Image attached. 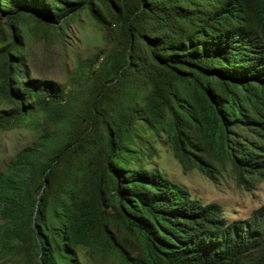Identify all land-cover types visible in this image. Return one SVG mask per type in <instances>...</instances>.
Masks as SVG:
<instances>
[{"label": "trees", "instance_id": "obj_1", "mask_svg": "<svg viewBox=\"0 0 264 264\" xmlns=\"http://www.w3.org/2000/svg\"><path fill=\"white\" fill-rule=\"evenodd\" d=\"M85 12L106 48L69 88L31 75L27 36ZM33 139L0 171V258L264 264V204L229 221L141 163L264 181V0H0V133Z\"/></svg>", "mask_w": 264, "mask_h": 264}, {"label": "rangeland", "instance_id": "obj_2", "mask_svg": "<svg viewBox=\"0 0 264 264\" xmlns=\"http://www.w3.org/2000/svg\"><path fill=\"white\" fill-rule=\"evenodd\" d=\"M105 42L103 32L85 12L64 24L63 29L52 30L48 38L27 36L31 75L54 80L69 88L75 80L72 78L73 70L92 59L100 47L109 46ZM32 139V134L23 128L0 133V171L17 150ZM153 145L155 149H149L141 164L149 169H158L168 179L182 184L189 189L192 197L205 203L218 202L229 221L247 219L253 210L264 204V181L240 184L230 166L211 179L194 166L184 168L163 138H155ZM80 256L87 264H121L114 255L103 259L98 253L93 258L85 249H81ZM0 264L25 263L17 256H7L0 258Z\"/></svg>", "mask_w": 264, "mask_h": 264}, {"label": "clouds", "instance_id": "obj_3", "mask_svg": "<svg viewBox=\"0 0 264 264\" xmlns=\"http://www.w3.org/2000/svg\"><path fill=\"white\" fill-rule=\"evenodd\" d=\"M204 202V201H203ZM208 203V202H207Z\"/></svg>", "mask_w": 264, "mask_h": 264}]
</instances>
